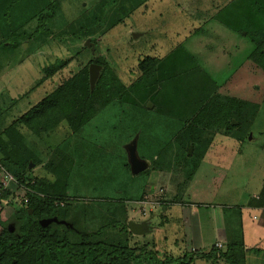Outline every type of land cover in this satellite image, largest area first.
I'll return each instance as SVG.
<instances>
[{
    "label": "rangeland",
    "instance_id": "obj_1",
    "mask_svg": "<svg viewBox=\"0 0 264 264\" xmlns=\"http://www.w3.org/2000/svg\"><path fill=\"white\" fill-rule=\"evenodd\" d=\"M47 1L0 0V141L7 144L15 132L22 133L16 140L22 151L18 162L28 155L33 158L35 163L28 164L32 177L51 179L47 169L63 157L71 170L70 209L82 211L86 218L101 215L93 222L80 218L89 229L110 219L119 228L127 214L128 226H148L144 235L131 232L132 245L149 244V250L158 251L159 260L165 253L175 258L197 253L193 264H224L201 257L217 244L225 251L228 243L242 242L246 263L264 264V210L250 206L264 194V103L252 126H244L245 132L250 129L242 142L212 137L217 151L192 181H186L184 164L196 163L199 154L188 146L189 156L183 152L177 157L178 169L175 160L180 153L171 142L198 109L199 98L212 95L206 79L213 73L202 57L195 61L185 54L170 60L168 55L234 0H57L56 16L39 29ZM103 5L106 21L101 19L91 32L85 25L101 14ZM201 37L199 45H203ZM95 57L128 87L124 96L96 113L73 136L67 137L66 128L39 136L22 125L12 128ZM146 57L165 61L175 77L158 76L147 89L129 87L140 77L139 63ZM61 66L65 67L47 78L48 70ZM228 74L216 81L222 83ZM134 144L138 159L148 164V176L131 172L128 150ZM3 170L0 164V183L9 179ZM7 190L20 206L25 189L13 182ZM157 203L162 205L155 208ZM15 208L3 206L2 223L10 222ZM113 211L120 214L112 215Z\"/></svg>",
    "mask_w": 264,
    "mask_h": 264
},
{
    "label": "trees",
    "instance_id": "obj_2",
    "mask_svg": "<svg viewBox=\"0 0 264 264\" xmlns=\"http://www.w3.org/2000/svg\"><path fill=\"white\" fill-rule=\"evenodd\" d=\"M115 4L116 1L113 6ZM105 8V5L101 6V14L94 16L92 21L85 25L91 32L98 27L101 19L106 21ZM43 10L45 13L40 16L39 29H45L56 16L59 2L48 0ZM224 15L225 18L219 21ZM214 19L216 20L211 19L197 29L168 55L170 60L179 59L185 54L196 59L195 61L202 57L204 64L213 73L208 74L206 79L213 88L212 95L199 98L198 109L187 119V126L171 141L177 149L176 153H180L175 160V167L178 169L181 165L177 157L183 152L189 156L188 146L193 147L194 155L199 154V161L191 165L184 164V167H187L186 181H192L197 176L204 161L212 162L213 151H217L216 146L213 148L217 135L233 137L239 142L245 140L250 128L245 132L244 126H252L264 103V0H234ZM47 32L51 34L50 31ZM200 33L203 45H199ZM185 45L192 47L186 48ZM164 62L144 58L139 63L140 77L129 87L147 89L148 82L158 80V76L173 79L174 69L170 67L167 70ZM93 63L102 66L103 70L91 90L89 67ZM62 67L65 66L48 70L47 78L56 75ZM227 72V78L218 83L217 76ZM127 88L108 64L95 57L78 73L58 85L49 97L16 121L12 128L16 129L17 125H22L32 136L66 128L69 131L67 137L73 136L96 116V113L124 96ZM233 121L237 124L233 125ZM215 123L217 125H214ZM235 132L238 135H235ZM22 136V133L15 132L9 137L7 144L0 141V164L14 177L17 186L25 189L28 200L26 204L18 206L10 191L0 190V211L3 209L2 200H9L10 205L16 207L10 222L2 223L0 219V264H193L195 258L199 257L195 253V257L175 258L165 253L162 255L163 259L159 260L158 251L149 250V244L132 245L127 214L124 215L125 221L119 228L117 223L110 219L104 225L89 229L80 218L93 222L101 215L97 212V215L86 218L82 211L73 212L70 209L68 185L71 170L64 162L65 159L61 157V161H53L48 169V164L45 163L46 166L43 167L53 175L51 179L32 177L28 164L30 161L35 163L33 158L28 155L27 160L18 162L22 151L17 147L16 140ZM166 146L170 148L171 145ZM22 156L26 158L23 153ZM36 162L43 163L37 160ZM144 173L147 176L149 174L148 171ZM250 206L262 208L264 194L255 198ZM118 213L120 214L119 211H113L112 215ZM51 219L65 224L52 223L46 228L40 225V221ZM218 245L201 258L224 264H247L242 242L228 243L225 251Z\"/></svg>",
    "mask_w": 264,
    "mask_h": 264
},
{
    "label": "water",
    "instance_id": "obj_3",
    "mask_svg": "<svg viewBox=\"0 0 264 264\" xmlns=\"http://www.w3.org/2000/svg\"><path fill=\"white\" fill-rule=\"evenodd\" d=\"M137 37L138 36H136L135 38ZM88 43H90V41ZM100 68L101 67L96 64H92L89 67V82H90L91 90L94 89L96 82L100 76ZM233 125H235V123H233ZM191 152L192 149H190V154ZM128 154H129L131 172L134 175H138L139 173L144 172L147 169L148 164L145 161L139 160L137 157L135 144L129 148ZM30 214H32V212H30ZM52 223L65 224V222H59L57 219L40 221V225L44 228L48 227ZM129 228L130 231L136 235H144L148 231L147 230L148 226L146 223H142V224L129 223Z\"/></svg>",
    "mask_w": 264,
    "mask_h": 264
},
{
    "label": "built area",
    "instance_id": "obj_4",
    "mask_svg": "<svg viewBox=\"0 0 264 264\" xmlns=\"http://www.w3.org/2000/svg\"><path fill=\"white\" fill-rule=\"evenodd\" d=\"M4 171V170H3ZM5 172V176H8L9 177V179H7V180H5V182L4 183H0V190H3V191H8L7 190V187H8V185H9V183L11 184V183H15L16 185H17V182L15 181V179L11 176V175H9L6 171H4ZM13 196V195H12ZM14 198V197H13ZM16 201V200H15ZM28 202V200H27V197H25V198H21L20 199V205H22V204H26ZM2 204H3V206H5V205H10V202H9V200H2ZM218 247L219 248H221V245H218Z\"/></svg>",
    "mask_w": 264,
    "mask_h": 264
},
{
    "label": "crops",
    "instance_id": "obj_5",
    "mask_svg": "<svg viewBox=\"0 0 264 264\" xmlns=\"http://www.w3.org/2000/svg\"><path fill=\"white\" fill-rule=\"evenodd\" d=\"M158 205H162V204L157 203V204L154 205V207L157 208ZM261 209L264 210V206Z\"/></svg>",
    "mask_w": 264,
    "mask_h": 264
}]
</instances>
